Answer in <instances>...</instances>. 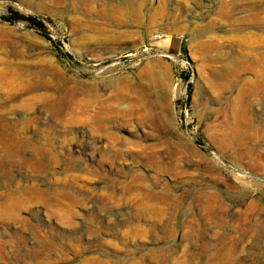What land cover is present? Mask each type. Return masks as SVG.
Listing matches in <instances>:
<instances>
[{
	"label": "rangeland",
	"instance_id": "1",
	"mask_svg": "<svg viewBox=\"0 0 264 264\" xmlns=\"http://www.w3.org/2000/svg\"><path fill=\"white\" fill-rule=\"evenodd\" d=\"M224 1L0 0V71L60 103L4 105L37 148L0 142V264H264V99L226 66L255 29Z\"/></svg>",
	"mask_w": 264,
	"mask_h": 264
},
{
	"label": "bare ground",
	"instance_id": "2",
	"mask_svg": "<svg viewBox=\"0 0 264 264\" xmlns=\"http://www.w3.org/2000/svg\"><path fill=\"white\" fill-rule=\"evenodd\" d=\"M228 4L231 6L233 13H228L227 17L230 18L233 22L232 25L234 32H243L246 27H252L255 30L244 31V33L241 35H233V39H231L233 41V43H231V53L228 57V60L226 61V66H228V68H231L235 76L240 77V74L243 73V77L241 78L242 84L238 88L239 96L246 92H250L254 93L259 98L264 99V0H229ZM235 12L236 15H234ZM153 36L155 37V35ZM4 68L5 67H3V69ZM6 69H8V67ZM6 72L7 74L4 75L5 72L0 71V97L5 100L4 104H0V142L2 144H6L7 146V144H17L19 142H22V140H28L27 142L30 143L32 147L37 148L32 140L27 139L28 137L26 138V136L23 135V132L25 133V131H22L24 127H18L19 129L15 128V126H17L16 120L9 119V117L6 116L8 108H4L6 107L4 106L5 103H7V101L11 98L17 97V94L21 90H26L28 93H30L26 98L23 99V101L30 103V106L37 101L38 107L36 111H39L40 113L42 110L46 111L52 106H59L60 103L58 101L57 103H53L52 105L49 104L48 96L42 91L46 85L41 79L29 81L27 83V79L25 78L26 80L23 81V79L20 78L18 67L10 68ZM25 107L27 109V106ZM131 107L133 106L128 105L124 106L123 108L128 117L129 114L131 115ZM9 109H11V107ZM97 117L98 119L96 121L100 122L101 124V122H103L104 120L101 119L100 116ZM24 118L27 119L28 125V123L33 122L36 117L26 116ZM7 125H10L11 129ZM39 136L42 138V135ZM112 139L116 140L117 138L116 136H112ZM215 154L220 157L217 152H215ZM158 198L159 197L157 196V199ZM154 211L156 210L144 208L141 215L144 217H151ZM157 212L159 211L157 210ZM168 258L175 259L176 257L170 255L168 256ZM85 264H106V262L101 261L99 263H94L90 260Z\"/></svg>",
	"mask_w": 264,
	"mask_h": 264
},
{
	"label": "built area",
	"instance_id": "3",
	"mask_svg": "<svg viewBox=\"0 0 264 264\" xmlns=\"http://www.w3.org/2000/svg\"><path fill=\"white\" fill-rule=\"evenodd\" d=\"M155 35V38H160V34H154Z\"/></svg>",
	"mask_w": 264,
	"mask_h": 264
},
{
	"label": "trees",
	"instance_id": "4",
	"mask_svg": "<svg viewBox=\"0 0 264 264\" xmlns=\"http://www.w3.org/2000/svg\"><path fill=\"white\" fill-rule=\"evenodd\" d=\"M28 19H30V20H34V18H31V17H30V18H28ZM7 20H9V19H7ZM188 86H189V84H188Z\"/></svg>",
	"mask_w": 264,
	"mask_h": 264
}]
</instances>
